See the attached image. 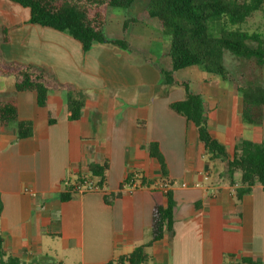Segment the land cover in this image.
<instances>
[{
	"label": "crops",
	"instance_id": "crops-1",
	"mask_svg": "<svg viewBox=\"0 0 264 264\" xmlns=\"http://www.w3.org/2000/svg\"><path fill=\"white\" fill-rule=\"evenodd\" d=\"M28 20V9L0 0L1 59L49 70L58 83L83 91L86 103L69 121L64 91L49 92L39 107L35 93L16 92L14 78L0 76V102L15 101L18 119L32 125L23 139L14 124L0 125L2 249L23 264L116 261L150 241L152 211L167 204L158 184L166 181L173 233L146 246L142 264H264V188L237 200L225 165L208 160L195 127L169 108L185 98L182 86L165 83L170 60L160 68L122 38L126 48L97 44L83 54L68 34ZM177 72L174 81L201 98L209 132L229 154L237 139L264 144V113L261 124H245L241 96L229 83L202 69L180 81ZM149 143L158 145L165 174ZM104 163L102 191L61 199L89 178L90 165ZM131 174L146 185L120 191Z\"/></svg>",
	"mask_w": 264,
	"mask_h": 264
},
{
	"label": "trees",
	"instance_id": "trees-1",
	"mask_svg": "<svg viewBox=\"0 0 264 264\" xmlns=\"http://www.w3.org/2000/svg\"><path fill=\"white\" fill-rule=\"evenodd\" d=\"M28 9L29 23L68 34L81 47L83 54L94 45L110 44L126 48L123 40L107 39L104 27L111 8H129L140 0H9ZM144 19H154L164 36L169 38L170 70L164 72L167 85L177 84L185 90V98L174 102L169 108L184 117L196 129L198 141L209 161H220L226 167L230 184L235 189L237 200L248 194L254 186L264 188V144L237 139V145L229 154L226 147L209 132L201 98L189 92L185 82L174 81L173 74L190 67H199L207 74L229 83L241 96L242 121L250 126L261 124L264 113V32H248L240 28L256 12L264 13V0H146ZM214 20L219 28L217 36L209 34V22ZM126 26H124V31ZM5 34V29H2ZM6 41L5 35L2 39ZM0 76H12L16 92H33L37 105L45 107L49 92L66 93V115L69 121L80 118L86 103V95L70 84H60L46 69L33 65L4 62L0 57ZM49 120V123H53ZM14 124L17 137L27 138L32 133L28 121L18 119L16 102H0V125ZM151 158L160 165L165 174V164L156 143L146 147ZM107 163L92 164L89 179L98 190L105 186ZM238 175V182L234 176ZM79 178L76 183L81 182ZM135 179L145 186L143 178L128 175L123 184ZM152 183V182H151ZM151 185H154L152 183ZM73 186L67 187L62 200L75 197ZM166 207L155 206L152 211L151 239L135 248L129 255L106 264H142L147 256L144 248L150 243L170 238L173 219V202L169 191L165 193ZM0 264H23L17 257L7 254L1 246Z\"/></svg>",
	"mask_w": 264,
	"mask_h": 264
},
{
	"label": "rangeland",
	"instance_id": "rangeland-1",
	"mask_svg": "<svg viewBox=\"0 0 264 264\" xmlns=\"http://www.w3.org/2000/svg\"><path fill=\"white\" fill-rule=\"evenodd\" d=\"M147 5L146 0H140L138 3L129 8H111L108 10L104 35L106 38L124 39L130 45L133 42L141 49L137 52V57L150 58L157 66L166 69V63L169 61L166 54L169 52V38L161 32L160 26L154 19H144L143 11ZM135 19V22L131 20ZM209 34L217 36L219 28L215 25L214 20L209 22ZM126 26L127 30L122 34V28ZM240 28L248 32H264V13H254L245 24ZM136 52V51H135ZM198 67L180 70L175 78L180 81L193 80L199 72ZM198 71V72H197ZM261 78L262 71L260 73ZM264 80V78H262ZM220 163V162H217Z\"/></svg>",
	"mask_w": 264,
	"mask_h": 264
},
{
	"label": "built area",
	"instance_id": "built-area-1",
	"mask_svg": "<svg viewBox=\"0 0 264 264\" xmlns=\"http://www.w3.org/2000/svg\"><path fill=\"white\" fill-rule=\"evenodd\" d=\"M135 178L137 175H134ZM137 186V181L135 179L130 180L128 183L123 184V189L131 190ZM238 187V184H234V190ZM158 188L165 194L169 189V184L165 181L158 184ZM99 191L92 181L87 178H83L81 182L75 183L73 186V193L75 195H81L85 192ZM30 193V192H29ZM31 194V193H30ZM35 194L32 193V196Z\"/></svg>",
	"mask_w": 264,
	"mask_h": 264
}]
</instances>
